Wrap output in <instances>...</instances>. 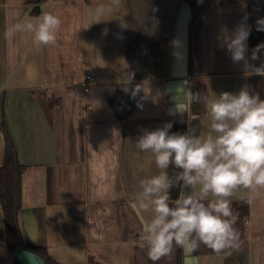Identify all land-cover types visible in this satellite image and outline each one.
<instances>
[{
	"label": "crops",
	"instance_id": "crops-1",
	"mask_svg": "<svg viewBox=\"0 0 264 264\" xmlns=\"http://www.w3.org/2000/svg\"><path fill=\"white\" fill-rule=\"evenodd\" d=\"M108 3L0 0V124L27 166L22 236L27 247H45L62 264H153L141 239L151 213L135 199L145 175L137 137L167 122L172 132L203 135L210 121L203 104L185 99L184 112H169L189 89L211 97L247 87L264 100V76L233 63L218 40L222 26L232 30L247 15L249 63H264V49L250 59L264 44V31L256 30L264 0H220L197 18L191 39L186 0H123L115 13L121 21L109 13L96 22L90 10ZM42 8L62 21L55 45L37 47L27 32L5 39L10 22L38 17ZM87 72L96 78L88 91ZM137 85L144 87L137 92ZM4 154L0 128V166ZM157 171L147 165L148 175ZM178 171L168 169L173 179ZM179 191L174 187L172 197ZM242 196L250 192L237 191L232 208ZM235 228L238 247L217 254L204 245H174L156 264H264V196L249 202L248 218L238 215ZM0 264H22L8 246L1 201Z\"/></svg>",
	"mask_w": 264,
	"mask_h": 264
},
{
	"label": "clouds",
	"instance_id": "clouds-1",
	"mask_svg": "<svg viewBox=\"0 0 264 264\" xmlns=\"http://www.w3.org/2000/svg\"><path fill=\"white\" fill-rule=\"evenodd\" d=\"M122 4L123 0H109L108 5L90 10V15L100 22L104 20L100 17L111 13L121 21L115 13ZM61 25L59 16L42 8L38 17L25 15L10 22L4 36L11 41L27 32L35 46H51L57 42ZM251 30L245 15L232 30L222 26L218 40L233 63H243L249 74L264 76V63L259 67L249 63ZM256 30L264 31V18L256 20ZM261 49L264 44L252 49L250 59H259ZM143 87L137 85L135 91ZM185 99L201 103L207 110L210 121L203 135L194 128L172 132L173 124L167 122L144 129L134 142L138 155L143 156L140 170L145 173L138 180L135 199L142 210L151 213L142 221V247L153 264L169 255L174 245L189 250L204 245L217 254L238 247V213H234L232 198L240 189L250 192L249 202L264 196V100L250 94L247 87L211 97L189 89ZM151 163L158 170L155 175L147 174ZM170 167L179 170L174 179L169 175ZM174 187L180 188L175 198L171 195Z\"/></svg>",
	"mask_w": 264,
	"mask_h": 264
},
{
	"label": "trees",
	"instance_id": "trees-1",
	"mask_svg": "<svg viewBox=\"0 0 264 264\" xmlns=\"http://www.w3.org/2000/svg\"><path fill=\"white\" fill-rule=\"evenodd\" d=\"M45 1L46 0H27L30 4H38ZM186 1L191 8L189 21V35L191 39L192 28L197 18L220 0H203L202 3L198 2V0ZM0 128L5 139L4 163L0 166V201L5 218L8 246L12 251L30 248L43 256L46 264H62L52 258L45 247H27L23 240L20 211L22 209V175L27 166L20 162L16 144L4 121L1 122ZM233 210L234 213H238L239 216L247 219L249 216L248 197L242 196L235 201ZM181 264L183 263L181 262Z\"/></svg>",
	"mask_w": 264,
	"mask_h": 264
},
{
	"label": "water",
	"instance_id": "water-1",
	"mask_svg": "<svg viewBox=\"0 0 264 264\" xmlns=\"http://www.w3.org/2000/svg\"><path fill=\"white\" fill-rule=\"evenodd\" d=\"M183 98V97H182ZM182 102L177 105H172L169 107L170 113H182L186 110L187 101L183 98ZM16 257L22 264H46V261L43 256L37 252L22 248L16 250Z\"/></svg>",
	"mask_w": 264,
	"mask_h": 264
},
{
	"label": "built area",
	"instance_id": "built-area-1",
	"mask_svg": "<svg viewBox=\"0 0 264 264\" xmlns=\"http://www.w3.org/2000/svg\"><path fill=\"white\" fill-rule=\"evenodd\" d=\"M95 82H96L95 76L92 73L87 72L86 78H85V83H84L85 90L88 91L90 89V86Z\"/></svg>",
	"mask_w": 264,
	"mask_h": 264
}]
</instances>
